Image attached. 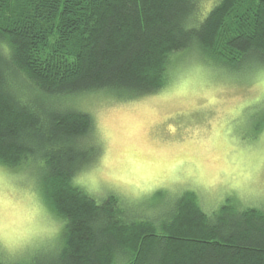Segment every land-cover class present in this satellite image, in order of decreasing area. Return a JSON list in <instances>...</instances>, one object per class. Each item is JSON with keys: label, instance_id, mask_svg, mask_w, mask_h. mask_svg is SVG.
I'll return each instance as SVG.
<instances>
[{"label": "trees", "instance_id": "trees-1", "mask_svg": "<svg viewBox=\"0 0 264 264\" xmlns=\"http://www.w3.org/2000/svg\"><path fill=\"white\" fill-rule=\"evenodd\" d=\"M205 1L0 0V163H40L42 194L64 221L54 257L0 264H264L262 208L229 198L206 211L187 190L138 209L73 183L98 146L91 115L66 100L156 93L181 51L233 75L264 67V0Z\"/></svg>", "mask_w": 264, "mask_h": 264}, {"label": "rangeland", "instance_id": "rangeland-1", "mask_svg": "<svg viewBox=\"0 0 264 264\" xmlns=\"http://www.w3.org/2000/svg\"><path fill=\"white\" fill-rule=\"evenodd\" d=\"M171 61L170 80L156 93L129 100L101 92L65 101L91 115L89 141L98 146L73 183L97 201L116 194L138 209L187 190L206 211L229 198L264 209V125L256 136L249 125L264 113L258 87L264 67L233 75L193 51ZM41 170L38 162L0 163V258L6 263L50 259L60 249L64 221L45 201Z\"/></svg>", "mask_w": 264, "mask_h": 264}, {"label": "snow or ice", "instance_id": "snow-or-ice-1", "mask_svg": "<svg viewBox=\"0 0 264 264\" xmlns=\"http://www.w3.org/2000/svg\"><path fill=\"white\" fill-rule=\"evenodd\" d=\"M258 87H259L261 93L264 94V77H261Z\"/></svg>", "mask_w": 264, "mask_h": 264}]
</instances>
